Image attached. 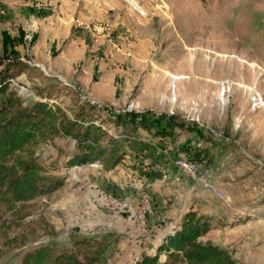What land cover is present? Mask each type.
<instances>
[{
  "label": "rangeland",
  "instance_id": "1",
  "mask_svg": "<svg viewBox=\"0 0 264 264\" xmlns=\"http://www.w3.org/2000/svg\"><path fill=\"white\" fill-rule=\"evenodd\" d=\"M124 1L137 8L133 30L83 17L89 0H0L10 90L25 106L47 99L61 109L48 120L59 131L20 155L65 180L30 201L0 195V264H24L44 246L82 257L84 238L102 244L99 264H136L157 253L199 193L231 217L215 220L211 241L238 264H264V0ZM100 80L113 85L104 99L91 94ZM92 120L113 137L111 152L68 168L77 147L65 131ZM183 158L203 172L181 173ZM222 169L228 186L211 177Z\"/></svg>",
  "mask_w": 264,
  "mask_h": 264
},
{
  "label": "trees",
  "instance_id": "2",
  "mask_svg": "<svg viewBox=\"0 0 264 264\" xmlns=\"http://www.w3.org/2000/svg\"><path fill=\"white\" fill-rule=\"evenodd\" d=\"M13 76L0 72V195L7 204L52 194L65 183L62 178L46 174L45 167L34 157L20 155L30 145L59 131L49 125L48 120L56 119L61 109L47 99H40L29 106L23 105L17 93L10 90ZM161 122L163 120H159V124ZM65 133L75 139L77 147L66 160L68 168L96 163L111 152L104 142L111 143L113 137L101 129L96 120L87 121L84 127ZM199 156L195 151V160ZM119 162V158L114 159L115 165ZM215 226L214 216L198 214L191 208L183 215L180 225L165 237L157 253L144 255L136 264H238L231 250L216 245L210 239H203ZM77 244L87 250L82 257L76 253H62L54 257L50 249L44 246L27 253L23 262L99 264L104 253L99 241L84 238L79 239ZM162 254L166 256L163 262L160 261Z\"/></svg>",
  "mask_w": 264,
  "mask_h": 264
},
{
  "label": "crops",
  "instance_id": "3",
  "mask_svg": "<svg viewBox=\"0 0 264 264\" xmlns=\"http://www.w3.org/2000/svg\"><path fill=\"white\" fill-rule=\"evenodd\" d=\"M117 1H118V3H117ZM130 3L132 5H129L128 1H124V0H91V1L89 0L90 9H91L92 13L87 14V12L82 9V16L83 17L86 16V17L90 18L89 20L93 21L94 24L96 23V24L102 25V26L107 25V27L109 26V22L113 26V24L115 25L116 22H122L123 20L124 21L126 20V22L128 23V26L126 28L128 30H133L130 27V13H131V10H133V9L137 10V8H135V5L132 2H130ZM116 5H119V6H116ZM117 9H118V12H117ZM115 12H117L116 16L113 15V13L115 14ZM57 27L59 28V25ZM108 87L112 92L113 85L111 83H105L102 80H100L99 82H95L94 90L91 92V94L94 97H96L97 99H104L105 97H104L103 92L104 91L108 92L109 91ZM159 138H162V137H159ZM159 138H157V139H159ZM165 156L166 155H160L159 157L160 158H166ZM211 177L214 179L215 183L218 186L221 184L228 186L229 184H231V179H234L230 176V172L225 171L224 169H222L221 171H218L216 173L213 172L211 174ZM245 180H246V182H248V180H250V179L248 178ZM245 180H244V182H245ZM198 205H199V207H198ZM194 209L198 210L200 214L205 213V214H209V215L214 216L215 220H217V218H221L222 222H224L226 224L228 222H230L229 220L231 219L228 211L220 210V208H218V206H215L214 203H207L205 198H204V195L202 193H199L197 204H196V207ZM243 226H249V223L244 224ZM212 231H213V229L206 235L208 237H206L205 239H210V240L214 241V238L212 236ZM257 254H259V253L257 252ZM253 261L260 263L261 261H263V258L258 256L257 258H253Z\"/></svg>",
  "mask_w": 264,
  "mask_h": 264
},
{
  "label": "bare ground",
  "instance_id": "4",
  "mask_svg": "<svg viewBox=\"0 0 264 264\" xmlns=\"http://www.w3.org/2000/svg\"><path fill=\"white\" fill-rule=\"evenodd\" d=\"M137 7H139V6L137 5ZM192 166H193V164L191 163V161H188V159L183 158L180 160V168L184 169V173H186L187 175H190V174L193 175L194 174L195 171L191 170V168H185V167H192ZM195 177H196V175H195Z\"/></svg>",
  "mask_w": 264,
  "mask_h": 264
},
{
  "label": "built area",
  "instance_id": "5",
  "mask_svg": "<svg viewBox=\"0 0 264 264\" xmlns=\"http://www.w3.org/2000/svg\"><path fill=\"white\" fill-rule=\"evenodd\" d=\"M138 9L143 13L144 11L140 8V7H138ZM185 168H191V170H193V171H197V172H203V171H201L199 168H197V167H185ZM180 170V172L181 173H183L184 174V169H179ZM216 187V186H215ZM219 190V189H218ZM227 202H229V201H227Z\"/></svg>",
  "mask_w": 264,
  "mask_h": 264
}]
</instances>
